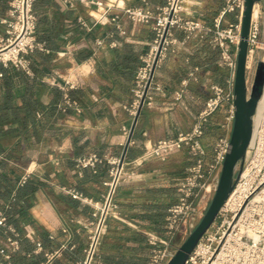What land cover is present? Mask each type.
<instances>
[{
	"label": "crops",
	"instance_id": "0c3cea01",
	"mask_svg": "<svg viewBox=\"0 0 264 264\" xmlns=\"http://www.w3.org/2000/svg\"><path fill=\"white\" fill-rule=\"evenodd\" d=\"M231 1L183 0L180 17L213 29ZM10 2L0 0V19L7 17ZM168 2L35 0L36 40L43 50L28 56V76L43 88L37 120L45 122L44 141L25 150L15 137L3 140L0 160L10 154L9 174L19 176L20 186L31 182L34 190L0 202L6 219L0 227V264H85L108 193L110 161L120 160L125 149L121 180L91 264L148 263L147 236L164 235L168 210L179 199L177 182L193 160L183 148L165 160L135 161L155 142L189 132L210 88L223 87L230 74L221 65L220 48L211 42L210 33L189 35L173 29L153 72L152 85L159 90L148 92L127 145L136 117L130 112L136 75L151 53L156 18ZM125 9L153 18L148 23L134 21ZM237 16L227 13L221 26L236 22ZM53 90L61 96L55 98ZM18 93H23L22 86ZM214 124L211 118L204 138ZM23 152L26 160L20 161ZM92 157L98 162L81 164ZM8 240L18 249L13 251Z\"/></svg>",
	"mask_w": 264,
	"mask_h": 264
},
{
	"label": "built area",
	"instance_id": "2783aa9c",
	"mask_svg": "<svg viewBox=\"0 0 264 264\" xmlns=\"http://www.w3.org/2000/svg\"><path fill=\"white\" fill-rule=\"evenodd\" d=\"M34 2L35 0H11L7 17L0 19V25L4 27L3 34H0V65L12 66L27 75L30 74V61L27 56L36 50H43L42 44L36 40ZM92 3L98 8L104 7L102 2ZM182 9L183 0H169L156 18L157 37L150 55L137 72L131 114L133 116L137 114L142 99L144 98V104L151 89L159 90L152 85L150 78L154 65H157L167 50L169 44L167 40L173 29H180L189 35L210 33L211 42L220 48L221 65L227 68L230 74L223 87L215 85L210 88L211 94L189 132L155 142L135 161L142 164L150 158L165 160L169 154L183 148L189 150L193 160L177 182L179 199L168 210L164 235L147 236L151 248L147 264H167L179 248L178 239L184 230L191 233L197 226L200 203L212 190L215 192L217 187L222 165L229 150L234 123V83L244 0L229 2L221 16L215 19L213 29H208L196 21L183 20L180 17ZM124 12L130 19L138 22L148 23L153 18L140 10L125 9ZM232 12H238L237 21L222 27L223 16ZM262 12L264 11L256 5L248 36L246 72L252 66L256 70L259 61L264 63V57L252 62L256 49L264 50V42L261 41ZM260 100H263V103L259 108L257 105L253 116L252 139L242 172L220 209L216 221L199 241L185 264H264V87ZM221 110H224L223 122L217 125L225 134L214 143L212 160L206 163V147L203 142L205 127ZM95 162H98V159L92 157L83 159L81 164L87 166ZM110 164L112 168L111 180L107 183L108 193L85 264H91L94 257L102 226L113 207V195L121 180L123 162L121 164L120 160H111ZM25 180L26 177H23L21 183ZM72 196L78 197L77 194ZM5 221V217L0 214V227L5 225ZM8 244L13 251L18 249L14 241L8 240ZM6 258L9 259V256Z\"/></svg>",
	"mask_w": 264,
	"mask_h": 264
},
{
	"label": "water",
	"instance_id": "95a60500",
	"mask_svg": "<svg viewBox=\"0 0 264 264\" xmlns=\"http://www.w3.org/2000/svg\"><path fill=\"white\" fill-rule=\"evenodd\" d=\"M264 0H244L242 15V28L237 52V67L234 83V123L229 142V150L222 165L219 181L213 198L206 212L197 224L195 229L187 236L183 243L176 250L175 254L167 264H185L189 255L193 252L205 233L216 221L219 211L231 194L235 182L242 172L248 147L253 133V116L258 102L261 99L264 87V63L259 61L255 70V77L251 91H248L246 79V63L248 54V36L254 9L256 5ZM156 65L152 70L151 80ZM144 98L141 101L136 117L134 119L127 145L130 142L134 131L137 115L142 108ZM126 149L120 159L124 161ZM120 164V165H121Z\"/></svg>",
	"mask_w": 264,
	"mask_h": 264
},
{
	"label": "trees",
	"instance_id": "16d2710c",
	"mask_svg": "<svg viewBox=\"0 0 264 264\" xmlns=\"http://www.w3.org/2000/svg\"><path fill=\"white\" fill-rule=\"evenodd\" d=\"M20 86L23 87L22 94L18 93ZM41 87H36L25 72L0 65V155L4 154L5 137L17 138V144L25 150L44 141L42 130L45 122L37 120V114L42 111ZM53 93L55 98L61 96L57 90H53ZM215 124L207 128V132L215 129ZM10 158V154H5L0 160V202H6L9 197H12L9 201H13L34 190L31 182L20 186L19 176L11 177L8 164ZM25 160V152L20 153V161Z\"/></svg>",
	"mask_w": 264,
	"mask_h": 264
},
{
	"label": "rangeland",
	"instance_id": "374dc122",
	"mask_svg": "<svg viewBox=\"0 0 264 264\" xmlns=\"http://www.w3.org/2000/svg\"><path fill=\"white\" fill-rule=\"evenodd\" d=\"M261 8L264 9V2L262 3ZM261 26H262V31H263L264 30V12H262V15H261ZM263 37L264 36L262 33L261 41L264 42ZM260 57H264V50L257 48L253 57H252V62L257 61ZM254 77H255V70L253 69V66H252L251 69L247 72V82H248L249 92L251 91V87L253 85ZM223 117H224V110L217 112L212 117L213 123H216V124L222 123ZM216 126L217 127L215 129H211L210 131H208L206 133L205 138H204V145L206 147V158H205L206 163H208L212 160L214 143L216 142V140L218 138L224 136V134H225V132L222 129H220L218 125H216ZM213 195H214V191L212 190L210 193H208L205 196V198L200 203V206L198 207V217H199L198 223L200 222V220L203 217L204 213L206 212L208 206L210 205V202L213 198ZM99 221H100V219H99ZM99 221L97 223V226L99 225ZM97 226H96V229H97ZM96 229H95V231H96ZM189 234H190V231L184 230V233L178 239L179 246L183 243V241L187 238V236Z\"/></svg>",
	"mask_w": 264,
	"mask_h": 264
},
{
	"label": "bare ground",
	"instance_id": "6f19581e",
	"mask_svg": "<svg viewBox=\"0 0 264 264\" xmlns=\"http://www.w3.org/2000/svg\"><path fill=\"white\" fill-rule=\"evenodd\" d=\"M263 100H260L259 104H258V108L262 105Z\"/></svg>",
	"mask_w": 264,
	"mask_h": 264
}]
</instances>
